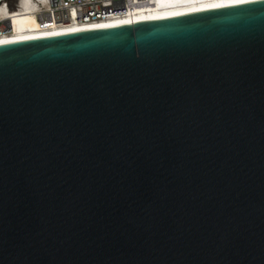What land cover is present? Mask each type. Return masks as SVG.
I'll list each match as a JSON object with an SVG mask.
<instances>
[{
    "label": "water",
    "instance_id": "obj_1",
    "mask_svg": "<svg viewBox=\"0 0 264 264\" xmlns=\"http://www.w3.org/2000/svg\"><path fill=\"white\" fill-rule=\"evenodd\" d=\"M0 264H264V0L0 43Z\"/></svg>",
    "mask_w": 264,
    "mask_h": 264
},
{
    "label": "built area",
    "instance_id": "obj_2",
    "mask_svg": "<svg viewBox=\"0 0 264 264\" xmlns=\"http://www.w3.org/2000/svg\"><path fill=\"white\" fill-rule=\"evenodd\" d=\"M144 0H0V38L15 34V21L25 13L34 15L42 28L95 23L129 15Z\"/></svg>",
    "mask_w": 264,
    "mask_h": 264
},
{
    "label": "bare ground",
    "instance_id": "obj_3",
    "mask_svg": "<svg viewBox=\"0 0 264 264\" xmlns=\"http://www.w3.org/2000/svg\"><path fill=\"white\" fill-rule=\"evenodd\" d=\"M246 0H144L138 9L129 15L105 19L95 23H78L69 26L53 25L42 28L30 12L18 16L15 21V34L0 38V43L99 28L117 24L143 21L151 18L187 14L220 5Z\"/></svg>",
    "mask_w": 264,
    "mask_h": 264
}]
</instances>
